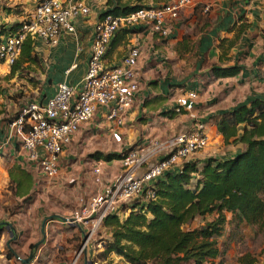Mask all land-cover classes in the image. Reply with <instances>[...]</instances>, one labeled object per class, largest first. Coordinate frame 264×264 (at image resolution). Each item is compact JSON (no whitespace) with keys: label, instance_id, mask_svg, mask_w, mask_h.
I'll list each match as a JSON object with an SVG mask.
<instances>
[{"label":"crops","instance_id":"1","mask_svg":"<svg viewBox=\"0 0 264 264\" xmlns=\"http://www.w3.org/2000/svg\"><path fill=\"white\" fill-rule=\"evenodd\" d=\"M38 1L0 0V29L21 22L29 12L33 11ZM84 1L89 5L90 13L74 21V33L63 32L55 44H47L39 38H34L33 49L37 63H32L28 69L36 73L39 82L34 86V89L31 88L34 93L33 98L20 96L19 93L11 98L7 92L8 89H0V109H2L0 110V213L4 212L3 203L19 202L21 203L20 206H28L29 210L32 205L31 202L35 201V198L32 199L36 191L34 178L35 176L45 178L21 149L23 133L11 126L13 120L11 118H14L19 109L23 108L29 101L45 102L54 93L58 82L66 81L70 85H75L83 77L95 22L107 8V0ZM164 1L151 0L148 3L147 0H144L142 3L145 6H151L159 5ZM242 22L248 24V27L239 35L235 44L230 49H226L227 42L235 36L236 29ZM180 26L189 30L196 26L195 37H191L192 44L195 41V47L192 49L195 55V66H201V69L204 68L203 72L207 73L204 82L200 79H193L192 85L188 89L195 90L198 94L194 110L175 114L172 118L163 115L164 111L173 106L174 98L181 91H187L184 88L175 87L178 83L173 84L169 81L166 84L165 80L160 82L154 79L155 63L159 67L158 63L160 62L154 61L158 56L159 49L161 50L160 46L164 39L152 33L147 26L120 28L115 33L105 54L104 61L106 64L112 66L120 63L129 47L133 45H138L140 48L137 64L139 89L135 94L132 106L126 113L125 123L121 128L134 122L135 119H141L143 113L158 114L156 118L144 121L140 126L143 129L141 142L146 145L152 138H166L186 131L194 121L191 115L200 113L201 120L205 123L209 134V142L203 151L196 152L188 160L232 157L241 149V144H224L222 136L216 130L214 116L221 110L230 109L251 97L264 98V0H194L191 6L180 11L178 19L171 25L172 36H177V33L180 32ZM230 28L232 30H229ZM224 38L226 41L222 43ZM179 39L175 37L169 44L181 41ZM123 47L127 49L124 54L119 55L118 50ZM178 49L181 50L183 56L188 55V53L183 54L186 49L182 47ZM177 56L179 57L180 54ZM214 63L228 66L239 65L241 71L236 76L213 77L209 69ZM70 66L74 67L66 72ZM9 70V65L0 63L1 77L6 82L14 78L22 80L25 78L23 77L24 72L28 71L24 69L20 74L9 76ZM20 76L22 78H19ZM38 89L41 91H37ZM94 118L103 124L106 123L107 128L109 127L110 122L103 118L100 111L94 115ZM62 153L59 157L61 170L65 166L66 158L65 154ZM114 161L120 162L118 159L106 161L110 165L106 166L108 168L102 167L101 184H97L94 179L93 182H90L89 174L84 176L88 183L85 188H82L83 194H95L102 186L110 183L122 173L123 170L119 173V170L117 172L113 168L109 169ZM141 173L142 169L135 175L138 176ZM66 176L65 172H61L54 179H45H57L58 185L62 186L66 183ZM81 176L82 172L78 174V178ZM4 192L7 195H4ZM40 194L39 192V196ZM5 197L6 202H4ZM73 210L66 212V214L68 213L66 216L55 213L50 218L68 217ZM41 215L42 218L45 217L42 210ZM39 221L38 229L35 226L36 231L23 235L22 243L19 240L17 243L13 239V245L7 243V250H3V246L0 245V264H27L36 254L38 259L34 264H67L64 258L72 255L81 241L77 228L64 227L58 222L52 221L48 224V234L45 238L43 234L45 221L41 218ZM8 231L10 235H13L11 228ZM105 232L108 236L106 230ZM97 241L101 245L96 244L95 247L93 245L89 247V253L86 256L88 262L92 260L102 261L97 259V254L103 249L104 241L102 238H97ZM18 244L20 245L15 250L14 246ZM30 245L33 246L30 247ZM8 251L11 252V255H8ZM17 255L23 259L17 260L15 258ZM112 255L117 256L115 254L110 256ZM117 257L122 258L121 256ZM84 263L85 259L83 258L81 264Z\"/></svg>","mask_w":264,"mask_h":264},{"label":"built area","instance_id":"2","mask_svg":"<svg viewBox=\"0 0 264 264\" xmlns=\"http://www.w3.org/2000/svg\"><path fill=\"white\" fill-rule=\"evenodd\" d=\"M193 1L165 0L127 14L100 17L94 25L86 70L78 83L70 85L60 81L45 102L31 101L23 106L11 126L23 133L21 149L43 177L54 179L59 174L62 151L80 127L92 120L98 111L115 127L125 123L126 113L139 89L140 48L138 45L129 47L120 63L107 65L104 58L115 33L120 28L147 26L152 33L167 38L180 11L191 6ZM89 13V5L84 0H39L21 21L18 30L0 34V63L9 66L14 63L27 35L55 44L63 32L74 33V21ZM197 97L195 90L181 92L174 98L172 108L177 113L181 110L192 112ZM191 117L194 121L186 131L166 138H152L146 146L128 151L120 159L122 173L89 198L81 197L70 216L48 218L44 222L45 238L52 221L77 228L81 241L70 264H79L83 258L84 264H101L98 260L88 262L86 256L91 245H101L96 236L103 227L104 218L118 213L125 204L143 203L154 198L152 184L158 177L208 145L205 123L197 115ZM113 135L120 140L117 131ZM141 169L142 173L136 176ZM102 173L101 164L94 166L93 179L97 184L102 183ZM15 258L23 259L18 255ZM37 259L36 254L27 264H34Z\"/></svg>","mask_w":264,"mask_h":264},{"label":"trees","instance_id":"3","mask_svg":"<svg viewBox=\"0 0 264 264\" xmlns=\"http://www.w3.org/2000/svg\"><path fill=\"white\" fill-rule=\"evenodd\" d=\"M143 1L107 0V8L100 17L127 14L144 7ZM21 25L17 22L3 27L0 34L15 32ZM247 27L244 22L238 26L226 49L235 44ZM224 41L225 38L222 43ZM33 47L34 38L27 35L18 58L10 65L9 76L20 74L37 63ZM209 70L213 77H231L240 73L241 66L214 63ZM175 114L179 113L172 107L163 113L171 118ZM214 123L225 145L241 144V149L227 158L184 160L153 182L154 198L128 204L118 213L107 215L103 227L108 236L103 238L104 247L97 259L107 260L115 254L128 264H214L222 254L219 238L227 224H246L256 233L263 231L264 98L251 97L221 110L214 116ZM127 152H95L93 157L120 160ZM209 215L212 219L206 220ZM197 219L202 222L193 226ZM262 251L264 253V249ZM237 262L264 264L257 254L247 250L240 253Z\"/></svg>","mask_w":264,"mask_h":264},{"label":"rangeland","instance_id":"4","mask_svg":"<svg viewBox=\"0 0 264 264\" xmlns=\"http://www.w3.org/2000/svg\"><path fill=\"white\" fill-rule=\"evenodd\" d=\"M150 1L151 0H147L148 3H150ZM195 29L196 26L190 30L184 28V26H180V32L177 33V36H172L173 32H171L168 38H163V44L160 46L161 50L159 49L158 56L154 61H160L158 63L159 67H157V63H155L156 68L154 69V79L156 81L159 80L162 82L165 80L166 84L171 81L173 84L178 83L175 87L188 90L190 85H192L193 79H200L203 82L206 80L207 73L203 72L204 68L201 69V66H195V55L192 50L195 47V41L193 44L191 41V37H195ZM175 37L180 38L179 40L181 41L169 44ZM181 47L186 49L183 54L188 53L187 56L182 55L181 50L178 49ZM126 49V47L119 49V55L124 54ZM177 51L178 53H175ZM178 54H180L179 57L177 56ZM1 74L0 71V89H8L7 92L11 98L18 95V93L20 96L24 95L33 98L34 93L31 91V88L34 89V86L39 82L38 76L33 70L28 69V71L24 72L23 77L25 78H22L21 76L19 77L22 78V80L14 78L7 82L6 80H2ZM37 91H41V89H38ZM21 109L22 108H20L18 112H20ZM196 114L198 118L202 119L200 113ZM141 115V119H135L134 122L125 125L123 128H121V126L117 128L112 123H107L109 124V127L107 128L106 123L103 124L100 120L98 121L93 117L89 123H85L80 128L82 131L79 130L80 132L78 131L74 135L72 142L63 150L66 157H64L65 166L62 170L59 168V173L65 172L67 174L65 185H58L59 183L57 182V179L46 180L45 178L35 176L34 184L36 191L32 196V199L35 198V201L31 200L32 205L29 210L28 206H20L21 203L19 202L13 204L3 203L2 208L4 212L0 213V245L3 246V250H7V243L13 245L14 240L17 241V243L18 240L22 243L24 234L28 235L34 230L36 231L40 223L39 218L46 221L55 213H58L61 216H66L68 214H66V212L73 210L78 206L81 197L89 198V196H91L82 193V188H85L88 183V181L84 179V176L89 174L91 182L93 180L94 166L98 164H101L102 167L110 165L109 163H106V160L104 159H96L93 157L95 152L107 154L111 152L130 151L139 146H146L141 142L143 129H141L140 126H142L141 124L144 123V121L156 118L158 114L143 113ZM114 131H117L120 140L114 137ZM110 168L117 170V172L119 170V173L122 171L121 163L117 161H114L109 169ZM81 172L82 176L78 178V174ZM39 192L41 193L40 196ZM4 195H7V193L4 192ZM5 200L6 197L4 198V202H6ZM128 204H125L124 206H129ZM22 208H24V210H21ZM41 210L45 216L44 218H42ZM212 217V215H209L205 219L209 220L212 219ZM228 218H230V215H228ZM201 222L202 219H197L192 225L195 226ZM7 223L12 225L13 235H10V232L8 231L10 226L7 225ZM35 226H37V229ZM106 236L107 234L103 228L97 233L96 238L103 239ZM228 238L231 239L228 240ZM19 245L20 244L14 246V249L17 250ZM219 246L222 250V254L214 260V264H238V256L242 251L246 250L257 254L258 260L264 263V253H262V250L264 249V229L262 232L256 233L254 228L246 224H227L223 235L219 238ZM74 253L75 251L72 255L70 254L68 258H64L67 264H70L72 261ZM100 262L101 264H128L123 258H118L114 255L110 256L107 260H102ZM79 264H81V259Z\"/></svg>","mask_w":264,"mask_h":264},{"label":"water","instance_id":"5","mask_svg":"<svg viewBox=\"0 0 264 264\" xmlns=\"http://www.w3.org/2000/svg\"><path fill=\"white\" fill-rule=\"evenodd\" d=\"M8 225L10 226V228L12 229V225L10 223H8Z\"/></svg>","mask_w":264,"mask_h":264}]
</instances>
